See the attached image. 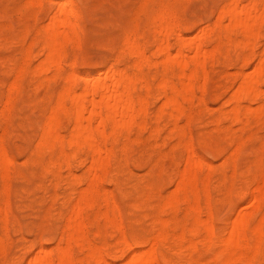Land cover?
Instances as JSON below:
<instances>
[{
  "label": "rangeland",
  "instance_id": "374dc122",
  "mask_svg": "<svg viewBox=\"0 0 264 264\" xmlns=\"http://www.w3.org/2000/svg\"><path fill=\"white\" fill-rule=\"evenodd\" d=\"M67 1L39 0L38 4L32 5L30 0H0V110L5 105V114L3 115L2 113L0 115V136L12 161L14 160L12 162L13 165H11L10 180H8V187L10 188L7 190L8 194H10L8 198H10L11 204H8L9 200L6 202L7 195L5 194L7 193H3L4 190L0 192V205L6 213L10 210L12 212L7 213L8 224L5 222L3 224L2 220H0V234L4 233L3 236L5 235L4 237L2 236L4 239V252L1 255L0 263L29 264L31 255L35 256L42 248L51 250V247L52 251L56 250V245L61 239V232L65 224L64 215L71 210L73 204L76 202L75 199H78L79 190H82L87 185L86 178L84 179L83 175L87 172L90 159L84 152L81 154V157L72 161L70 167L62 164L60 175H58V171L50 172L48 170L46 172L47 170H44L42 164H38L35 160L42 123L46 115H48L50 108L55 104L57 93L67 82L65 80L66 76L71 74L72 70L77 74L75 85L77 88L79 87V90L85 86L87 82L85 81L86 77L90 76L91 80L95 79L98 76L97 72H105L104 70L107 68L114 67L118 69L119 67L125 68L129 72L134 71V57L123 43L126 33L133 31L134 33L136 32L135 35L139 42L145 49L147 48V55L151 57V65L148 66L149 63L145 64L146 66H143V73L149 80L152 89L147 91L145 87H141L140 91V86L143 85L141 82L136 89V94H141L148 99L146 101V106L149 104L147 106L148 113L145 116L147 127L143 129V132L134 127L131 137H134L136 141L131 138V143H128L131 145L130 147L128 145L127 149H123L122 143L124 144L125 142L123 136L117 141H110L108 144L109 146L115 144L113 146L116 150V156L112 161V169L104 179L105 181L103 180V182L99 183L98 188L97 186L95 187L94 207L91 210L89 208L86 212V214L89 213L87 219L88 236L92 240L94 248H99V250H95L97 252H95V258L90 260V262L85 261L84 264H104L100 260L99 263L97 262V259H100V255H103L110 264H133V259L136 256H140L139 259H141L142 253L140 254L139 251L142 252L143 249V254L145 253V256H143L150 258H147V260L152 259L154 264H264V187L261 190L262 186L258 188L256 182H248L251 176L258 174L260 170V166L257 163H253V155L254 151L261 146V142L264 140V120L258 121L253 118L247 121L248 123L244 120V123L238 124V121H235L230 113L233 107V103L230 100L239 84L237 83L238 73L240 71H244L245 73L254 71L258 62V54L264 48V25L260 29L258 38L255 40L256 46H253L252 52L249 51L251 58L248 63H244L243 58H241V49L235 47L234 43L230 45V42L224 36L220 43L221 47L217 49L215 57L208 58L206 61L205 69L208 72L205 71L208 73L207 80H204V72H200L201 84L204 81L206 83L204 94L200 92L201 89L197 86L192 102L185 103L187 112L190 113L192 111V118L188 117L187 114H183L180 117V125H182L186 133L184 140H190L197 153L211 164V168H209V164L204 162V168L200 172L198 185H194L195 188H193L195 191L199 187V191L197 190L195 194L190 189L193 185H186L187 188H185L179 176L178 167L183 168L184 166L185 147L178 143L179 136L169 130L172 125L169 122L168 115L163 114L162 117H157L158 115H156L161 108L159 105L165 101V97L161 94L162 91L158 86L162 75L166 74L167 78L173 79V82L177 85H179L180 79L177 67H172V69L170 68L171 70L169 69L168 72L166 70V73H164L159 60L163 59V55L157 51L158 36L154 30L155 27L152 24L151 18L162 6L168 5L174 12H177H175V16L178 18L176 21L180 22V24L178 22L179 26L177 25L174 31H182L183 34H187L186 36L194 38L200 36L202 30L204 32L207 29L205 27H214V21L216 22V18H218V10L227 4L229 0H180L181 2L179 0H72L78 13L77 23L80 29L77 27V32L80 37L77 41H79V45L73 40L69 41L65 45L66 55L64 54V57L61 59L60 66L62 68L58 71L54 64H50L48 66L50 67L49 72L46 70L45 74L41 73L42 75L38 76L39 73L38 75L36 73L40 69L39 66L43 67V62H39L46 57L48 52L46 49H42L44 47V27L51 22L54 12L56 11L57 13L60 10H57L59 4V8H61L62 5L65 6V2ZM61 2L64 4H61ZM66 6L70 8L68 4ZM71 18L75 20L74 15ZM149 26L151 29L148 28ZM177 28L180 29L178 30ZM141 31L144 35H141L143 34ZM218 41V30H216L211 33L210 37L206 38L205 42L207 47L211 49L218 44ZM30 42L34 43V45ZM170 43H172L171 50L175 53L180 45L174 34L170 37ZM211 45L213 46L211 47ZM28 46L31 47V49L29 47V56L26 55V53H29L27 51ZM121 49H124L126 52L121 51ZM239 51L240 53H238ZM226 52H228L227 59L224 58L226 57ZM237 53L239 54L238 57ZM156 59L159 62L158 64L154 63V60L157 62ZM74 61L76 65L74 64L73 66ZM70 63H72L73 67H70ZM155 65H158V67ZM21 67L24 71L20 77H23L21 79L18 77L19 85L17 86L19 87L17 89L14 88V93H12V90L9 91V87L13 86V82H17L16 74L18 75ZM39 71H42V69ZM53 73H56L57 77L55 74L53 76ZM105 75L106 73H103L102 77L106 78ZM7 76H10V79ZM46 76L49 77V81L43 79H46ZM50 76L55 78L50 79ZM152 76L154 78H151ZM15 77L16 79L14 80ZM39 81L41 82L40 88ZM7 88L9 89L7 90ZM17 91H19L18 95ZM10 93H12V99L14 100H12L11 107L6 109V98ZM157 93L160 94L158 95ZM24 94L28 97L25 98ZM198 97H201V100ZM224 104L229 105L225 106ZM207 106L209 107V111H207L208 108H205ZM254 106L257 107L258 103H254ZM200 108L202 110L199 113ZM224 110L225 112L228 111V113L223 112ZM153 113L154 116H152ZM5 115L7 119H5ZM226 115H229L230 118H226ZM159 118L160 121H156ZM187 118H191V120L189 119L190 121L187 120L188 122H186ZM152 120L155 121L152 122ZM156 122L159 124H156ZM168 122L169 126H167ZM70 123L68 118L64 119L63 126L65 128L63 127L62 129L64 134L69 133V128H71ZM163 123L166 125L164 126ZM155 126H158L160 129L156 135L160 140L154 134H149L150 130L152 131ZM164 127L165 129H163ZM233 128L234 130H232ZM4 129L6 131L5 134L2 133ZM210 131L213 134L209 133ZM226 132H229L228 138H230V133L233 132L231 133L233 136L238 139L241 138L244 142L242 156L238 161V166L240 167H238L236 172L232 163L228 161L235 149V143L233 144L232 140L226 141ZM166 135L169 136L167 137ZM147 136L149 143L146 139ZM203 136L208 147L201 140ZM150 137L152 138L150 139ZM249 137L251 138L249 139ZM137 138H140L138 139L139 141H137ZM168 138L172 139L169 140ZM34 139L37 140L34 141ZM162 140L165 142L164 145V142H161ZM140 143H142V146H138ZM216 143L221 148L220 151L213 150ZM172 144L173 147L175 146L174 148L170 147ZM126 150L132 153L128 152L127 154ZM133 150L136 153L138 151V153H134ZM122 151L124 152L123 154ZM144 151H146V154ZM44 154L46 155L44 156ZM124 156H127V159L123 160L126 158ZM170 156L172 157L170 158ZM129 157H131V160ZM49 158L50 154L48 152L42 154L44 162L48 161ZM115 159L117 160L114 161ZM148 159L151 161L149 162ZM126 160H128V165H126ZM123 163L126 165L125 167ZM120 165L122 166L119 167ZM66 167L69 168L65 171ZM130 168L131 170H129ZM123 169L129 170L126 171L127 174L124 173ZM115 170L118 172L117 174H115ZM75 173L79 177L75 176ZM206 173L207 175L211 174L210 183L207 180L208 176L207 178H203ZM21 175L24 177H21ZM73 177H76V179ZM130 177H133V179ZM111 178L112 180H110ZM201 179L208 181V185H206V181V183L201 182ZM125 180L126 182H124ZM56 182L58 183L57 187ZM220 183H222V186ZM2 184H4V181L0 176L1 190ZM202 184L203 186H201ZM246 184L248 185L246 186ZM180 185H183L181 188L183 190L184 187L186 191L179 190ZM229 186H231V189ZM175 187L177 188L175 189ZM105 191L108 192V196L106 195L107 192L106 194L104 193ZM110 193L119 208H117L114 200L112 201ZM107 201L109 202L108 204H106ZM4 203L5 207L3 206ZM104 203L106 205H103ZM112 203L116 205L113 208L115 213L112 212V207L114 206H112ZM117 211L120 212L122 219ZM106 214H109L108 217L114 218L120 224L111 223L108 221L109 218L106 221ZM102 217L105 218L101 219ZM114 219H111V221ZM118 219H121V222ZM123 231L125 233H122ZM124 236L125 238H123ZM136 239L138 241L137 244L135 243ZM47 244L49 247H47ZM102 246L106 250L103 249L104 247L100 248ZM127 247L128 249H126ZM80 249L77 245L74 246L76 257H84L86 254L83 250L81 253ZM106 252L107 254H105ZM134 252L137 253L136 256H134ZM144 257L142 259L146 260ZM16 259L17 261H14ZM46 259L51 260L52 256L47 255Z\"/></svg>",
  "mask_w": 264,
  "mask_h": 264
},
{
  "label": "bare ground",
  "instance_id": "6f19581e",
  "mask_svg": "<svg viewBox=\"0 0 264 264\" xmlns=\"http://www.w3.org/2000/svg\"><path fill=\"white\" fill-rule=\"evenodd\" d=\"M38 1L39 0H30L32 5L38 4L37 3ZM46 1H48V0H46ZM65 3L68 4L70 6V8L67 7L66 4H65V6L62 5L61 8H59L60 7V4H59V7L57 8V10H59V9L60 10L57 13H56V11L54 12V15L52 17L51 22L48 23L47 25H45V27H44L45 28L44 47L42 49H44V50L46 49L48 52H47L46 57H45L46 59L44 58L45 61H44V59L43 60L41 59V61L39 62V63L43 62V67L39 66L40 69H42V71H39L40 69L38 70V72L36 73L37 75L39 73L38 76L45 74L44 72H46V70L49 72L50 67H48V66L50 64H54L57 67V70L59 71L62 68L60 66V63L62 61L61 59H62V57H64V54L66 55L65 45H67V43H69V41H71V40L75 41V43L79 42V41H77V40H79V37H80V35H78V32H77V27L80 29V27L78 26L79 24L77 23V14L78 13L76 12V9H75V6H74V3L72 0H68ZM61 4H64V3L61 2ZM176 6L178 7V5H176ZM158 8H159V6H158ZM216 11H217V9H216ZM175 12L168 5H164L156 13H154V15L151 18L152 24L155 27L154 30L156 31V34L158 36V44L156 45L157 51L163 55V57H162L163 59L162 60L159 59V60H160V63L162 64V67L164 69V73H166L165 72L166 70L168 72V70L170 68L172 69V67H177L178 71H179L178 74H179V79H180V83H179V85H177L173 82L174 81L173 79L167 78L168 76L166 74L162 75V78L160 79L158 86L160 87V90L162 91L161 94H163V96L165 97V101L163 104L161 103L159 105V107L161 106V108H160L158 114H156V115H158L157 117H162L163 114L168 115V117L170 119L169 122L172 125L171 128H169V130H171L172 133H176L179 136V138H178L179 142L178 143L185 147L186 155L184 158V166H183V168L178 167V171H179V176L181 178V182L185 185V188H187L186 185H189V184L193 185V186L191 185L192 188H190L192 191L193 188H195L194 185H196V186L198 185V179L200 177V172L204 168V162H207V161H205V159L197 153L196 149L194 148L193 143L190 140H184L186 133H185L182 125H180V122H179L180 117L183 114H187L188 117H191V115H192V113H191L192 111L190 113L187 112V107H186L185 103L186 102H192V100L195 96V93H196V87L197 86L202 90V91L200 90V92L204 94L205 89H206V83L204 81V83L201 84L200 72L201 71L204 72V75H203L204 80H207L208 73H206L207 69H205L206 68V66H205L206 61L208 58L215 57L217 49L219 47H221L220 43L222 42V38L224 36L226 37L227 41L230 42L229 43L230 45H231V43H234L236 45L235 47L241 49V55H242L241 58H243L244 63H248V61L251 58L249 51L252 52L251 49H253V46L255 45V40L259 36L260 29L264 25V0H246V2H244V0H229V2L227 4L223 5L218 10V15H217L218 18H216V20H217L216 22L214 21V23H215L214 27L212 28V26H210L211 29L209 28V26L205 27L207 29L209 28V30L206 31L207 30L206 29V30H204V32L202 30V33H201L202 36L200 34V36L194 37V38L186 36L187 34L186 35L183 34L182 31H179V32L174 31L178 25V22H179V21L178 22L176 21L178 18H176L177 16H175ZM72 15L75 16V20H73V18H71ZM79 16H80V14H79ZM179 18H182V17H179ZM179 24H180V22H179ZM43 25H42V27H43ZM135 26H136V24H135ZM187 27H189V26H187ZM136 28H137V26H136ZM148 28H150V26ZM154 30L152 29L153 32H154ZM216 30H218L219 41L215 47H212L213 45H211L212 48L210 49L207 47L205 41H206V38L208 36L210 37L211 33L216 31ZM200 32H201V30H200ZM135 33L133 31L127 32L125 35V38L123 40L124 41L123 43L125 44L126 49L129 50L130 51L129 53L132 54V56L134 57V71L129 72L125 68L123 69V68L118 67V69H115L114 67L111 68L110 66H109L110 69L107 68L108 70L107 69L104 70L102 68L105 72H103V71L97 72L98 76L95 79L93 78L94 80L93 79L91 80L89 78L90 76H88V77L85 76L86 79H85V77H84V79L87 82H86L85 86L83 88H81V90H79V87L77 88V86L75 85L77 74L74 70H72L71 74H68L66 76L67 78L65 80H67V82L62 86V88L57 93V98H56L55 104L50 108L48 115H46L45 120L42 123V126H41L42 129H41L40 136L37 135V136H39V141H38V150L39 151L37 150L35 153V154H37V157L35 158V160L38 164L39 163L42 164V166L44 167V170H47L46 172H48V170L50 172H57L58 171V173H59L58 175H60V167L62 166V164H66V166L70 167L72 161L74 159H77L78 157H81V154L84 152L86 153L87 157L90 159V161H89L90 165L87 166L88 167L87 172L85 175H83L84 179L86 178V181H87L86 187L83 188L82 190H79V197H77L78 199H75L76 202L74 201L75 203L73 204L71 210L69 209L70 211L64 215L65 224H64L63 231L62 232L60 231L62 233V235H61L60 241H58V244L56 245L57 247L55 246L56 250L52 251L51 247H50L51 250H46V249L42 248L39 251V253H37L36 255L34 254L35 256L31 255L33 258L31 257V259L29 260V264H84L85 261L90 262V260L95 258V252H96L95 250L96 249L99 250V248H96V247L94 248V246H93L94 244H93L92 240L90 239V237L88 236L87 219H88L89 213L86 214V212L89 208L91 210V208L94 207V192L96 190L95 187L97 186V188H98V184L103 182V180L107 177V174L112 169V161H113L114 157L116 156V150H115V147L113 146L115 144L112 143L113 145H111V146H109L108 144L110 143V141H117L120 139V137L123 136L125 138L124 144L122 143L123 149H127L128 145H129L128 143L130 142V140L132 138L131 132L133 131L134 127H137L142 132H143V129H145L147 127V121H146L145 116L147 115L146 113H148L147 112L148 111L147 106L149 104L146 106V101H148V99H146V97H144L141 94H136V89H137V86L140 82L143 84L142 86H140V91L142 89L141 87H145L147 89V91H150V89H152L149 80L147 79V77H145V75L143 73V66L145 64H148V63H149L148 66L151 65L150 64L151 63V57H150V55L149 56L147 55V53H146L147 48L145 49V47L139 42V40L136 38ZM173 34L176 36L177 40L179 41V45H180L179 48L176 49L177 51L175 53L172 52V50H171V48H172L171 44L172 43H170V37ZM141 35H144V33ZM235 35H236V37H235ZM153 37L155 38V36H153ZM18 38L20 39V37H18ZM141 39H143V38H141ZM155 39H157V38H155ZM30 43L32 45H34V43H32V42H30ZM224 43H225V41H224ZM78 45H79V43H78ZM78 45H77V47L79 48ZM74 46H76V45H74ZM29 47L30 46H28V49H27V51L29 53H26V55H28V56L30 54ZM30 49H31V47H30ZM229 49H228V51H229ZM122 50H123V52L125 51L124 49H121V51ZM153 50H152V52H153ZM115 51H116V49H115ZM152 52H151V54H152ZM218 53H219V51H218ZM238 53H240V51ZM238 53H237V57L239 55ZM227 54H228V52H226V57H224L226 59L228 58ZM122 55H123V53H122ZM152 55L154 56V54H152ZM257 59H258L257 65H256L255 69L253 68L254 71H252L251 73L250 72L245 73L244 71L241 72L239 69L240 72L238 73V76H237V78H238L237 83H239V84H238L236 91L232 94V98L230 100L233 103V107L231 109V112L229 109H227L231 113V115H232L231 117L235 121H238V124L241 122L244 123V120L246 122L250 121L253 118L258 120V121L264 120V88H263L264 87V48L258 54ZM74 60H76V59H74ZM27 63L29 64L28 61H27ZM154 63L158 64L159 62H158V60H157V62L154 60ZM251 63H252V61H251ZM24 64H26V63H24ZM71 64L72 63H70V67H73L74 64L76 65L75 61L72 64L73 66ZM36 65H38V64H36ZM39 65H42V64H39ZM155 66L158 67V65H155ZM44 67H45V69H43ZM11 68H13V67H11ZM23 71H24V69H22V67H21V69L18 71V75L16 74L17 79H16V77L14 78V80L16 79L17 82H15V83L13 82V84H12L13 86L11 85L12 87H9L10 89L7 88V90L8 89H9V91L12 90L11 92L14 93L13 89L14 88L17 89L19 87V86H17V85H19L18 84V77H20V75H22ZM103 73H106V75H105L106 78L102 77ZM146 73H147V71H146ZM54 74L56 76V73H53V76H54ZM37 75H35V76H37ZM234 75H236V74H234ZM9 77L7 76V78H9ZM22 77L23 76H21L19 79H21ZM50 77H51L50 79L53 78L52 76H50ZM224 77H225V75H224ZM48 78L49 77L46 76V79L45 78H43V79L49 81ZM148 78H149V76H148ZM151 78H154V76H152ZM82 79H83V77H82ZM35 87H37V86H35ZM40 87H41V82L39 83V88ZM155 87H157V86H155ZM3 88H4V86H3ZM43 88H45V87H43ZM18 92L19 91H17V95H18ZM12 93H10L8 95V97L6 98L7 99L6 109H9L11 107L12 100H14V99H12V95H11ZM157 94L159 95L160 93H157ZM24 95H23V97H24ZM21 96H22V94H21ZM14 97L16 98V96H14ZM23 97H22V99H23ZM27 97L28 96L25 95V98H27ZM198 98H199V100H201V97H198ZM202 98L204 99L203 96H202ZM217 99H219V97H217ZM256 102L258 103L257 107L254 106V103H256ZM228 105L226 104L225 106H228ZM3 106H4V108H1L2 112L0 110V112H1L0 115L2 113H3V115L5 114L4 113L5 112V105H3ZM12 107H13V105H12ZM205 108H208L207 111H209L208 106ZM201 110L202 109L200 108L199 113L201 112ZM223 112H225V110ZM225 113H228V111H226ZM8 115H9V113H8ZM152 116H154V113ZM42 117H43V114H42ZM157 117H155V118H157ZM225 117L227 118V117H229V115H226ZM65 118H68L71 122L70 123L71 128H69L70 130H69L68 134H64L62 131V129L64 127L63 122H64ZM191 118H189V119L191 120ZM5 119H7L6 115H5ZM189 119L187 118L186 122H188L187 120H189ZM217 119H218V117H217ZM219 119L221 120V118H219ZM158 120L160 121V118L156 119V121H158ZM153 121H155V120H152V122ZM212 121H214V120H212ZM169 122H168L167 126H169ZM157 123L158 122H156V124ZM263 123H264V121H263ZM163 124H164V126L166 125L165 123H163ZM219 124H220V122H219ZM158 126L153 127V130L152 131L150 130L149 134L150 135L154 134L156 136L157 132L160 130L158 128ZM167 126H166V128H167ZM7 128H8V126H7ZM214 128H215V126H214ZM163 129H165V127ZM224 129H225V127H224ZM228 130H229V128H228ZM232 130H234V128ZM5 132L6 131L4 129V131H2V133L5 134ZM161 132H162V128H161ZM215 132H217V131H215ZM209 133L213 134L211 131ZM231 133H233V132H231ZM231 133H230V138H228L227 136H229V132H226V137H227L226 141L232 140L233 144L235 143V149L233 150L228 161L230 163H232L234 171L236 172L238 170V167H240V166H238V164H239L238 161L242 156V148H243L244 142H243V140H241L240 137H239L240 139H238L235 136H233ZM139 134L141 135V133H139ZM176 134H175V136H176ZM206 135H207V133H206ZM166 136L168 137L169 135H166ZM135 137H136V135H135ZM137 137H138V134H137ZM170 137H171V135H170ZM151 138L152 137H150V139ZM161 138L163 139V137H161ZM221 138L223 139L222 136H221ZM250 138L251 137H249V139ZM1 139H2V137L0 136V176L2 177V179L4 181V184H2V190L0 189V192L4 190L3 193H7V194H5V195H7V198H6L7 200L5 199L7 202L10 199V198H8L10 196V194H8V192H7V190L10 188V187H8V180H10L11 165H13L12 162H14V160L12 161V159H11V157H10L9 153L7 152V149L4 145V142ZM133 139L135 140L134 137L132 138V140ZM138 139H140V138H137V141H139ZM146 139H147V141L149 140L148 136ZM158 139L160 140V138H158ZM170 139H172V138H170ZM35 140H37V139H34V141ZM201 140H203L202 142L204 144H206V141H204L205 140L204 136H203V139H201ZM161 142H164V141L162 140ZM166 142H168V141H166ZM148 143H149V141H148ZM141 144L142 143H140V145H138V146H142ZM164 144H165V142L163 143V145ZM130 145H129V147H130ZM155 145H156V143H155ZM217 145L218 144L216 143L214 146V149L213 148H211V149H213V150L216 149V150L220 151L221 148H219ZM206 146L208 147L207 144H206ZM36 147H37V144H36ZM170 147H173V144ZM176 147H178V146H176ZM263 148H264V140L261 142V146L254 151V155H253V163H257L260 166L259 173L258 174L252 173L253 176H251V178L248 181L249 183L250 182H252V183L256 182L258 184V188L262 186L261 190L264 187V149ZM123 151L125 152V150H123ZM123 151H122V154L124 153ZM176 151H177V148H176ZM44 152L45 153L48 152L50 154V158L46 162H44V159H42V154ZM128 152H130V151H128ZM128 152L126 150L127 154H128ZM133 152H134V150H133ZM161 152H162V150H161ZM130 153H132V152H130ZM134 153H136V152H134ZM137 153H138V151H137ZM144 153L146 154V151H144ZM166 154H168V153H166ZM45 155L46 154H44V156ZM124 157H126V158H124L123 160L127 159V156H124ZM131 157H129L130 160H131ZM171 157L172 156H170V158ZM221 158H223V157L221 156ZM136 159H138V158H136ZM116 160L117 159H115L114 161H116ZM121 160H120V163H121ZM126 161H127V163L125 161L124 162L126 163V165H128L129 164L128 160H126ZM142 161H143V159H142ZM148 161H149V159H148ZM163 161H164V159H163ZM26 162H27V160H26ZM224 162H226V160H224ZM130 163H132V162H130ZM207 163L209 164V162H207ZM79 164H80V162H79ZM156 164H155V166H156ZM208 164H206V165L208 166ZM123 165H124V163H123ZM126 165H124V167ZM210 165L211 164H209V168H211ZM121 166L122 165H120L119 167H121ZM115 167L118 168L117 166H115ZM32 168H33V166H32ZM68 168L66 167V169H64V170L66 171ZM137 168H138V166H137ZM116 170H115V172H116ZM127 170H124L125 171L124 173L127 174V172H126ZM129 170H131V168ZM243 171H245V170H243ZM12 172H13V170H12ZM50 172H49V174H50ZM114 173H112V174H114ZM117 173L118 172H116L115 174H117ZM207 173H206V175H204L203 178H207V176H208L209 178H207V180L209 181L211 174L207 175ZM13 174H14V172H13ZM119 174H120V172H119ZM232 174H231V176H233ZM56 175H57V173H56ZM121 175L123 176V174H121ZM130 175H131V173H130ZM243 175H244V173H243ZM75 176L79 177V175H77L76 173H75ZM21 177H24V176L21 175ZM123 177H125V176H123ZM126 177L128 178V176H126ZM13 178H14V176H13ZM73 178H71V179H73ZM130 178L133 179V177H130ZM74 179H76V177ZM202 179H201V182L206 181V180H202ZM110 180H112V178ZM128 180H130V179L128 178ZM128 180H127V183H128ZM208 181H206L207 183L205 182L206 185H208ZM57 182H56V187L58 184ZM78 182H79V180H78ZM124 182H126V180ZM209 183H210V181H209ZM222 183H220L221 186H222ZM146 185H147V183H146ZM247 185L248 184H246V186ZM49 186H50V184H49ZM182 186L180 185V188ZM201 186H203V184ZM133 187H134V185H133ZM135 187H137V185H135ZM143 187H144V185H143ZM229 187L231 189V186H229ZM176 188L177 187H175V189ZM180 188H179V190H181V191L184 190V187H183V190H182V188L181 189ZM208 188H209V186H208ZM123 190H125V189H123ZM148 190H150V189H148ZM197 190L199 191V187L197 188ZM197 190H195V191L193 190L195 192V194H196ZM162 191H163V189H162ZM184 191H186V189ZM193 191H192V193H193ZM106 192L107 191H105L104 193L106 194ZM141 192H142V190H141ZM143 192H144V190H143ZM55 193H56V191H55ZM148 193H150V192H148ZM185 193H187V192H185ZM106 195L108 196V192ZM143 195H144V193H143ZM110 196H111V193H110ZM184 196H186V195H184ZM197 198H199V197H197ZM55 199H53V201H55ZM105 200H106V198H105ZM113 200H114V197H112V201ZM20 201H21V199H20ZM66 202H68V201H66ZM108 203L109 202L107 201L106 204H108ZM114 203L116 204L115 200H114ZM8 204H11L10 200H9ZM106 204L104 203L103 205H106ZM115 204L112 203V206L114 205L112 207V209L117 205V204L116 205ZM4 205H5V203L3 204V206ZM50 207H52V206H50ZM117 208H119L118 205H117ZM8 209L10 210V208H8ZM8 212L12 213L11 210ZM112 212L115 213V210L113 209ZM117 212L121 218L120 212L119 211H117ZM7 213L5 212L3 207L0 205V220H2L3 224H4V222L6 224H8ZM106 213H108V211H106ZM108 215L105 219L106 221L109 218L108 221H110L111 223L112 222H114V224L119 223V222L117 223V221H115L114 218H110V216L108 217ZM95 218H96V216H95ZM103 218H105V217H102L101 219H103ZM111 219H114V220L111 221ZM42 220H44V219H42ZM99 223H100V221H99ZM13 226H14V224H13ZM122 233H125V232L123 231ZM3 234H0V258L4 252V239H3V237L5 235L3 236ZM123 238H125V236ZM53 241H54V239H53ZM135 243L136 244L138 243L137 239H136ZM45 244H46V242H45ZM108 244H110V243H108ZM75 245H77L78 247L81 248L80 249L81 253H82V250L86 252L84 257L83 256L82 257H76V255L74 253V246ZM42 247H44V246H42ZM47 247H49L48 244H47ZM103 247L104 246H102L100 248H103ZM107 247L109 248V246H107ZM131 247H133V246H131ZM39 248H40V246H39ZM44 248H46V247H44ZM5 249H7V248H5ZM103 249H105V247ZM126 249H128V247ZM129 249H131V248H129ZM147 250H146V252L151 251L150 249L148 251ZM30 251H32V250H30ZM143 252H144V249L142 250V252L139 251L140 254L142 253L141 254L142 256L145 254V253L143 254ZM33 253H35V252H33ZM108 253H109V251H108ZM105 254H107V252ZM136 254L137 253H135L134 256H136ZM47 255H51L52 259L51 260L46 259ZM142 256H141V259H139L140 256L139 257L136 256V258H135L136 260L133 259L134 260L133 264H154L152 259L147 260L148 257L145 258L144 257L145 255H144L143 257L146 259V260H144V259H142L143 258ZM14 258H16V257L14 256ZM148 259H150V258H148ZM22 260L24 261V259H22ZM99 260L101 261V263L104 262V264H110V262L108 263L103 255H100V259H97L98 263H99ZM14 261H17V259Z\"/></svg>",
  "mask_w": 264,
  "mask_h": 264
}]
</instances>
